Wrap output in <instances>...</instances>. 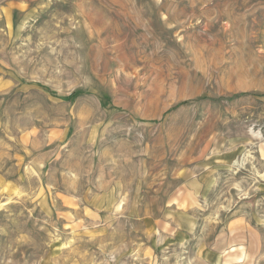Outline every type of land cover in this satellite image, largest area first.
Wrapping results in <instances>:
<instances>
[{"label": "rangeland", "instance_id": "374dc122", "mask_svg": "<svg viewBox=\"0 0 264 264\" xmlns=\"http://www.w3.org/2000/svg\"><path fill=\"white\" fill-rule=\"evenodd\" d=\"M0 264H264V0H0Z\"/></svg>", "mask_w": 264, "mask_h": 264}]
</instances>
